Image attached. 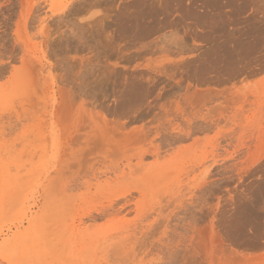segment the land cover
<instances>
[{"label": "rangeland", "instance_id": "1", "mask_svg": "<svg viewBox=\"0 0 264 264\" xmlns=\"http://www.w3.org/2000/svg\"><path fill=\"white\" fill-rule=\"evenodd\" d=\"M0 264H264V0H0Z\"/></svg>", "mask_w": 264, "mask_h": 264}, {"label": "bare ground", "instance_id": "2", "mask_svg": "<svg viewBox=\"0 0 264 264\" xmlns=\"http://www.w3.org/2000/svg\"><path fill=\"white\" fill-rule=\"evenodd\" d=\"M128 165H129V164H128ZM128 165H127V166H128ZM130 167H131V165H130ZM118 238H119V237H118ZM124 238H125V237H124ZM124 238H122V239L124 240ZM125 239H126V238H125ZM118 240H120V241H121V239H118Z\"/></svg>", "mask_w": 264, "mask_h": 264}]
</instances>
